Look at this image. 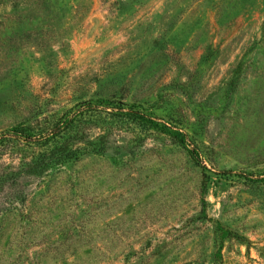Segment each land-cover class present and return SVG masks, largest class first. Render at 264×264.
<instances>
[{
  "label": "rangeland",
  "instance_id": "374dc122",
  "mask_svg": "<svg viewBox=\"0 0 264 264\" xmlns=\"http://www.w3.org/2000/svg\"><path fill=\"white\" fill-rule=\"evenodd\" d=\"M102 98L188 142L75 122L100 149L0 191V264H264V0H0V134Z\"/></svg>",
  "mask_w": 264,
  "mask_h": 264
},
{
  "label": "trees",
  "instance_id": "16d2710c",
  "mask_svg": "<svg viewBox=\"0 0 264 264\" xmlns=\"http://www.w3.org/2000/svg\"><path fill=\"white\" fill-rule=\"evenodd\" d=\"M95 100L92 104H90V101L81 102L78 104V108L69 112L65 111V113L55 118H50L45 123H43L45 120L41 124L35 125L17 123L2 132L0 134V143L4 142L3 140L7 138H15L27 143L36 144L38 148L35 152L27 153L23 158L20 166L24 168L20 167L19 170L12 169L9 171L0 170V191H3L7 185L10 186L16 182L21 172L30 173L31 175L37 174L44 166L60 164L71 158H77L80 155L86 154L89 151H98L100 149L98 141H92L89 144L87 141L85 144H79L72 138L76 132H70V130L77 131L75 122L84 119L86 116H91V119H97L99 112L106 110V108H109L110 110L108 111H112V114L114 113L121 118L134 121L142 127L160 129L180 145H186L188 142L185 133L179 128L177 129L168 123L158 121L148 113L145 114L138 109L132 108L124 110L122 103L120 104L119 102L105 98ZM112 107L115 108L114 111L111 110ZM187 150L194 158L196 157V153H193L190 149ZM7 196L13 198L20 197L19 192L17 194L9 193ZM222 233L221 235H223Z\"/></svg>",
  "mask_w": 264,
  "mask_h": 264
}]
</instances>
